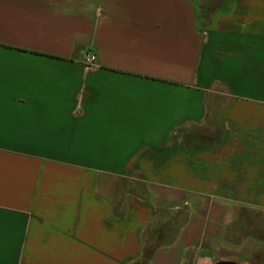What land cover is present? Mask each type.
I'll use <instances>...</instances> for the list:
<instances>
[{
	"label": "crops",
	"instance_id": "crops-1",
	"mask_svg": "<svg viewBox=\"0 0 264 264\" xmlns=\"http://www.w3.org/2000/svg\"><path fill=\"white\" fill-rule=\"evenodd\" d=\"M246 209L264 215V0H0V264L246 258Z\"/></svg>",
	"mask_w": 264,
	"mask_h": 264
},
{
	"label": "rangeland",
	"instance_id": "rangeland-1",
	"mask_svg": "<svg viewBox=\"0 0 264 264\" xmlns=\"http://www.w3.org/2000/svg\"><path fill=\"white\" fill-rule=\"evenodd\" d=\"M264 215L256 212L255 210L246 209L244 212L240 213L239 216L235 217L232 220L229 234L231 235L229 238L233 241H240L244 236L252 235L257 238L261 237L257 245L254 249L260 248L264 246ZM174 218L162 222L159 227V231L156 232V242L154 243L157 246L159 242H166L171 239L173 232L175 230ZM159 239V240H158ZM152 243V244H153ZM150 246V245H149ZM151 247V246H150ZM154 247L149 248V252H146V257H150L152 255V250ZM264 250V249H263ZM148 259V258H147ZM136 262L135 264H150L148 260Z\"/></svg>",
	"mask_w": 264,
	"mask_h": 264
},
{
	"label": "flooded vegetation",
	"instance_id": "flooded-vegetation-1",
	"mask_svg": "<svg viewBox=\"0 0 264 264\" xmlns=\"http://www.w3.org/2000/svg\"><path fill=\"white\" fill-rule=\"evenodd\" d=\"M264 246L254 249L246 258L214 257L211 264H264Z\"/></svg>",
	"mask_w": 264,
	"mask_h": 264
},
{
	"label": "built area",
	"instance_id": "built-area-1",
	"mask_svg": "<svg viewBox=\"0 0 264 264\" xmlns=\"http://www.w3.org/2000/svg\"><path fill=\"white\" fill-rule=\"evenodd\" d=\"M82 62L86 65H94L96 63V55L94 52H85Z\"/></svg>",
	"mask_w": 264,
	"mask_h": 264
}]
</instances>
